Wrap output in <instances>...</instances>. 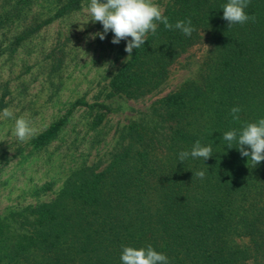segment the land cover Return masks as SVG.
<instances>
[{
  "label": "trees",
  "instance_id": "trees-1",
  "mask_svg": "<svg viewBox=\"0 0 264 264\" xmlns=\"http://www.w3.org/2000/svg\"><path fill=\"white\" fill-rule=\"evenodd\" d=\"M37 1L0 0V57L83 5L43 0L56 7L53 15L31 13ZM227 2L167 0L163 14L172 24L191 18L190 37L159 24L131 57L127 41L117 45L104 100L159 93L184 53L205 49L191 77L115 126L104 166L71 167L53 198L0 215V264H122L124 246L148 245L169 264H264V162L252 167L223 140V133L264 118V0L246 9L254 23L230 28L222 18ZM77 104L30 144L42 148L56 139ZM87 106L96 107L95 128L109 105ZM235 106L239 122L230 115ZM197 140L211 145L213 156L180 163L179 153ZM201 170L203 179L193 175Z\"/></svg>",
  "mask_w": 264,
  "mask_h": 264
},
{
  "label": "rangeland",
  "instance_id": "rangeland-1",
  "mask_svg": "<svg viewBox=\"0 0 264 264\" xmlns=\"http://www.w3.org/2000/svg\"><path fill=\"white\" fill-rule=\"evenodd\" d=\"M163 9L167 0H154ZM83 0L80 9L56 18L25 40L18 50L0 57V99L13 118L0 115V215L9 209L54 197L71 167L98 161L104 166L115 146V126L135 117L133 110H144L152 101L191 77L198 67L204 47L184 53L170 70L162 90L139 100L112 97L104 100L105 88L115 70L113 33L104 40L103 31L93 23ZM56 7L38 0L31 13L53 15ZM77 104L57 138L42 148L30 140L20 142L14 135L15 119L24 117L38 134L63 117ZM108 104L100 125L91 122L94 102ZM86 103V105H85ZM101 109V112H104ZM33 136V137H34ZM50 183L47 190L41 187Z\"/></svg>",
  "mask_w": 264,
  "mask_h": 264
},
{
  "label": "clouds",
  "instance_id": "clouds-1",
  "mask_svg": "<svg viewBox=\"0 0 264 264\" xmlns=\"http://www.w3.org/2000/svg\"><path fill=\"white\" fill-rule=\"evenodd\" d=\"M250 3L251 0H228L223 5L222 18L227 21L229 28L256 21L255 15L250 16L246 12ZM88 11L92 16L91 21L99 22L103 27L102 32L95 34L101 40L111 32L113 33L111 43L118 45L122 40L127 41L124 51L128 53V58L132 56L133 49L138 50L145 44L149 33L156 35L159 24H163L168 30H179L188 37L196 30L191 18L172 24L154 0H90ZM240 112L239 106L230 110L233 121H240ZM0 115L3 118L14 116L9 108H4ZM34 134L35 130L28 119L24 117L15 119L14 135L20 142H27ZM223 140L227 142L228 149H232L235 143L241 157H248L252 167L264 162V118L256 122H246L239 130L233 129L223 133ZM212 156L211 145L202 146L200 140H197L190 152L179 153V161L183 163L189 157L205 161ZM193 175L203 179L205 172L201 170ZM120 260L122 264H169V258L154 250L151 245L141 248L124 246Z\"/></svg>",
  "mask_w": 264,
  "mask_h": 264
}]
</instances>
